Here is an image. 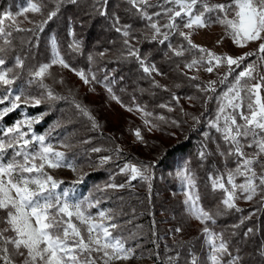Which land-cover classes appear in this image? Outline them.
<instances>
[{
    "label": "snow or ice",
    "instance_id": "obj_1",
    "mask_svg": "<svg viewBox=\"0 0 264 264\" xmlns=\"http://www.w3.org/2000/svg\"><path fill=\"white\" fill-rule=\"evenodd\" d=\"M65 2L75 4L77 0H47V3L45 0H28L27 7L16 16L5 13L0 18V89L3 90L0 94V105H6L0 107V120L22 104L35 107L45 98H62L57 97L45 83L46 79L52 76L53 66L59 65L75 72L85 84L96 81L94 74L89 76L83 70L73 68L56 49L53 39L50 62L27 69V83L37 86L41 90L40 95H30L23 89L14 90L12 87L26 70L25 59L19 55L15 57L13 66H6V54L12 47L13 30L43 31L45 25L58 15ZM98 2L103 8L108 0ZM127 3L145 21V27L150 33L149 39L161 45L169 42L167 47L176 57L192 50L200 53L199 58L185 63L186 69L195 68L199 71L203 68L207 73H213L215 69L226 66L227 70L223 76L218 80H209L200 88L201 91L214 92L218 83L224 84L236 69L244 65L243 70L235 75L233 82L218 98L217 115L209 125L226 145V149L222 150L217 143V152L226 160L233 158L236 166L226 168L224 173L216 177L210 176L209 179L213 190L223 191L221 203L226 210L242 211L236 204L241 198L253 201L259 196V202L264 205V0H127ZM48 4L54 7L45 15L44 9ZM27 12L39 14L44 18L37 22L25 16L24 19L34 27L21 28V22H18L16 17ZM100 14L106 15V10ZM115 19L116 23H119V18ZM214 24L223 29V35L216 41L217 45L222 44L225 39H230L238 48H245L253 42H258V47L253 51L233 56L228 53L217 54L194 43L193 36L198 30L210 28ZM127 29L128 26H125L123 30V36L126 38L130 36ZM116 31L121 32L122 29L117 27ZM173 36L181 37L185 43L173 46L170 43ZM124 44L128 46L129 39H125ZM69 47L74 52H79L81 46L74 40ZM128 54L137 58L143 72L148 76L151 77L153 73L163 75L155 64H147L131 46L128 47ZM250 57L256 59L245 64ZM89 60H92L91 56ZM190 79L196 80L198 77L192 76ZM60 82L63 83L62 80ZM153 84L162 87L155 80ZM106 88L111 98L121 103L112 93L111 87L106 85ZM172 98L179 102L175 94ZM75 107L92 121L93 128L99 126L86 107L79 103L75 104ZM160 107L172 110L167 104ZM135 110L141 112L149 131L157 127L146 118L152 113L139 106ZM41 118L42 116H37L19 120L11 127L0 128V133H3L0 135V264H118L119 261L132 259L134 250L126 247L123 238L113 234L118 225L112 222L115 217L110 214L111 209L100 210L93 215L89 210L97 207L99 200L93 203L86 197L84 200L72 202L68 198L67 190L62 193L57 191L63 181L57 180L50 170L67 167L76 171V167L66 160L64 152L57 151L51 143H46V135H36L32 131V124L38 123ZM159 119L163 120L164 117ZM193 120L199 122L198 117H193ZM25 128L27 130H24ZM134 135L137 140L143 142L139 129L134 131ZM205 137L210 139L207 133ZM61 147L68 145L62 144ZM92 151L100 152L101 149L93 148ZM119 151L117 149V152ZM210 154L207 145L199 152L201 159ZM111 159L109 156L102 157L101 163ZM150 167L125 164L120 168V172L129 174V183L137 178L149 181ZM237 177H244V181L236 183ZM181 178L188 188L184 201L187 211L204 225L202 233L209 246L207 260L210 264H240L241 257L232 254L229 242L223 235L214 233L207 226L208 221L215 223L214 215L200 205L195 178L187 167L181 173ZM125 186L109 183L105 187L118 189ZM243 222L241 220V224ZM253 232V228H248L244 235L247 237ZM261 255L264 256V251ZM225 257L228 259L225 260ZM169 261L170 264H175L174 258L170 257ZM190 264H201V261L192 255Z\"/></svg>",
    "mask_w": 264,
    "mask_h": 264
},
{
    "label": "trees",
    "instance_id": "obj_2",
    "mask_svg": "<svg viewBox=\"0 0 264 264\" xmlns=\"http://www.w3.org/2000/svg\"><path fill=\"white\" fill-rule=\"evenodd\" d=\"M27 5L28 0H0V18L5 13L16 16ZM53 7L54 5L48 4L44 9L45 15ZM105 10L107 14L101 15V11ZM24 15L37 22L44 18L31 12ZM116 17L119 18V23H116ZM19 22L21 28L34 27L25 19ZM125 26H128L127 30L130 32L128 38L123 36ZM117 27L122 31L117 32ZM149 36L145 21L136 14L127 0H108L103 8L98 0H77L75 4L65 2L58 15L45 25L43 31L13 30L12 47L6 54V66H13L15 57L19 55L25 59L26 70L12 87L16 90L23 89L30 95H40L41 90L37 86L28 85L27 69L50 59L54 39L57 50L73 68L83 70L89 76H96V81H92L95 85L111 87L114 94L125 104H141L158 114L162 113L163 117L166 115L163 120L158 115L152 120L162 128L165 124L172 127L177 132L173 136L176 141L169 143L150 137L142 149L129 146L123 148V134L120 135V131L114 126L109 127L108 120L96 110L97 107L85 99V93H81L79 87L68 77H60L56 70L52 71V76L45 83L57 97L62 98H45L35 107L22 104L31 115L42 116L34 126L41 135H46V143L59 147L62 144L68 145L64 150L66 159L80 170L79 179L63 180V190L73 195L76 202L86 197L93 203L99 200V205L89 210L91 213L98 208L111 209L110 214L115 217L113 222L118 225L114 234L123 237L128 246L133 248L134 254L146 253L151 260L150 264H170L169 258L179 253L175 264H190V252L203 253V234H192L187 241H171L166 234L165 225L159 224L164 217L159 212L156 213L159 199L155 195L151 196L148 183L136 179L130 181L136 187H131L132 185L127 184L128 174L120 172L122 164L127 160L149 164L151 181L156 183L159 169L173 171V163L178 158L185 162L188 171L195 178L200 205L214 215L215 223L208 221L207 226L214 233L223 235L229 242L232 254L241 257L240 264H264V256L261 255L264 251V205L259 202V196L253 199L250 206L240 208V212L226 210L221 203L223 191L213 190L209 179L222 168L225 157L223 160L217 151L208 147L211 154L205 159L199 156V152L206 145L204 131L209 128L207 118L213 116L214 108L213 95L201 91L202 87H197L201 82L190 79L192 76L185 72V63L190 62L199 52L192 50L176 57L167 47L169 42L161 45L149 39ZM125 39H129L128 46L124 44ZM74 40L80 43L79 52H74L69 47ZM170 43L178 46L185 42L181 37L173 36ZM129 46L147 64H155L163 75L153 73L150 77L144 73L137 58L128 54ZM89 56L92 57L91 61ZM153 80L162 87L154 86ZM2 92L0 89V94ZM173 94L196 100L198 123L186 119L181 111L173 112L169 108L160 107L167 104L180 108L179 103L172 98ZM77 103L88 109L98 127L93 128L92 121L78 111L75 107ZM4 106L6 105H0ZM24 119V113L16 109L0 120V128L6 129ZM220 141L222 143L218 140L221 149L225 150L226 145ZM93 148H100L101 151L93 152ZM117 149L120 151L117 152ZM10 153L11 150L9 155ZM105 156L112 159L101 163V158ZM227 160L234 163L233 158ZM164 176L170 179L168 174L164 173ZM109 183L126 186L118 189L106 188ZM171 184L176 188L175 184ZM169 210L168 207L167 211ZM217 212L220 214L217 215ZM241 220L244 221L243 224ZM236 225L240 226L237 228ZM248 228H253L254 232L246 237L244 233ZM163 238L168 239L167 246L164 247ZM141 242L142 245H138Z\"/></svg>",
    "mask_w": 264,
    "mask_h": 264
},
{
    "label": "rangeland",
    "instance_id": "obj_3",
    "mask_svg": "<svg viewBox=\"0 0 264 264\" xmlns=\"http://www.w3.org/2000/svg\"><path fill=\"white\" fill-rule=\"evenodd\" d=\"M13 16H15V14ZM24 17L25 15L23 14V15L17 16L16 19L18 22L21 20L24 21ZM222 35H223V29L219 25L214 24L210 28L198 30L196 34L193 36V41L194 43L204 46L217 54L228 53L233 56L240 55L244 52L253 51L258 47V42H253V43H249L248 46L245 48H238L231 42L230 39H225L222 44L217 45L216 41L219 40ZM52 53H53V49H52ZM199 56H200V53H198L197 56H195V58H199ZM51 58H52V55L47 62H50ZM255 59L256 57H250L248 61H245V64H247L250 61H254ZM243 67L244 65H242L241 68L236 69V72L232 73V75L228 77V80L224 84L218 83L216 85V90L214 92H210V94L213 95V98H214L213 99L214 108H213V116L207 118L208 126L210 125V122L214 120L217 115L218 104H219L218 98L223 94V92L227 90V88L233 82V78L235 77V75L239 71L243 70ZM53 70H56L58 72L57 74L60 77H68L74 84H76L79 87L80 92L85 93L86 95L85 99L90 104H93L94 107H97L96 110L100 112V114L102 113V116L106 120H108V126L109 127L114 126L115 128H117V130L120 131V135L123 134L124 140L121 141V147L125 148L129 146L134 149H138V148L142 149L143 145L146 143V140L150 137H155L157 140L160 139L165 142L168 141L169 143L176 141V138L173 136L174 134H177V132L173 130L171 126H170L171 128H169L168 125L165 124L162 128L156 125L155 123L156 121L154 122L152 120L156 118L157 115L159 117L163 116L162 113L158 114L153 109H149L146 106L141 105V104L128 105L122 102L120 99L119 100L121 103H117L116 100L111 98V95L108 93L106 86H98V85H95L93 82H90L89 84H85L75 74V72L69 69L62 68L59 65L53 66L51 71ZM226 70H227L226 66H221L220 68L215 69L213 73H207L206 71L203 70V68H200L199 71H197L195 68L192 70H188L185 68V72L188 73L190 76L198 77V80L201 82L200 83L201 87L206 85L209 80H218L219 78H221L223 74L226 72ZM112 93L114 92L112 91ZM176 97L179 98L178 105L180 106V108L178 106L173 107L171 105H169V107L172 109L173 112L181 111L186 119L194 121L193 117H197L196 100L189 99L187 97L183 98L178 95H176ZM121 105H124V106L122 107ZM137 106L144 109V111L146 112L152 113L150 117H146V118L151 120L152 124L157 126L156 128H153L151 131H149V126H146L144 124V118L142 117L141 112H138L135 110ZM128 108H132L133 110L128 111L127 110ZM18 109H20L24 113L25 119H31L33 117H37V116L31 115L24 107H22V105ZM164 117H166V115H164ZM34 124L35 123L32 124V131L36 135H41L35 129ZM136 129H139L141 131L143 142L137 140L136 136L134 135V131ZM205 133L208 134L210 139H206ZM204 137L206 139L207 147L213 148V151H217L216 144L219 142L220 143L222 142L220 141L221 139L219 137V134L216 133L215 129L213 130V128L209 126V128H207L204 131ZM53 146L55 147L57 151L64 152L65 150V147H61V146L59 147L55 145ZM175 160L176 161L173 163V166H172L173 171L172 169L165 171L161 168L159 169L160 172H159V176H158L156 183H153L151 181V178L149 181H145V182L148 183V186H149L148 189L151 192V196L155 195L159 199L158 200L159 204L156 205V208L158 207V210L156 213L159 212V215H163L164 217L160 221L159 224L165 225V230L167 231L166 234L169 236L171 241H174V242L181 241L182 242V241H187L190 238V235L192 234H195V235L197 233L203 234L202 228L204 227V225H202L199 221L195 220L191 215H189L187 211V205L184 203V201L186 198L185 193L186 191H188V188L186 186V183L181 178V173L184 172L186 166L184 164L185 162H183L182 160L178 158ZM223 160H224V157H223ZM67 161L71 162L70 160H67ZM140 162H142V160ZM125 164H135L137 166L147 165V164H143V163L139 164L138 162L127 160L125 163L122 164L121 168ZM235 166H236L235 162L232 164L231 162L225 159L222 168L218 171L217 174L215 175L212 174L211 177H216L220 175L221 173H224L226 168H234ZM150 170H151V167H150ZM50 171H51V174L57 180H60V181H63L65 179H79L80 177V170L77 167H76V171H73L72 169L67 168V167H62V168H58V169L50 170ZM164 173L168 174V176H170V179H166L164 176ZM243 181H244V177L236 178V183L238 184L242 183ZM171 183L175 184L176 188H174V186ZM127 184L132 185L131 187H136L135 185L129 182ZM57 191L61 193L64 191L62 188V184H60ZM223 197H224V193H223ZM68 198L70 201L76 202L75 197L73 195L69 194ZM252 202L253 201H246L243 198H241L236 201V204L239 208H244V207L250 206ZM166 205H168V207L170 208L169 211H167L168 207L166 208ZM100 210H104V209L98 208L92 214L96 215ZM178 228L181 229V231H176V229ZM123 240L126 242L124 238ZM203 240H204L203 242H205L204 246L202 247L203 253L195 254V253L190 252L191 256L189 260H191L192 255H195L201 261V264H210V262L207 260V256L209 254V246L206 243L205 236H203ZM163 241L164 243L162 244V246L163 247L167 246L166 241H168V239L163 238ZM138 245H142V242L138 243ZM126 247H129L127 243H126ZM177 255H179V253L173 254L171 257L176 259ZM150 263H151V260L149 257H147L146 253L134 254V257L132 259L128 261L118 262V264H150Z\"/></svg>",
    "mask_w": 264,
    "mask_h": 264
}]
</instances>
